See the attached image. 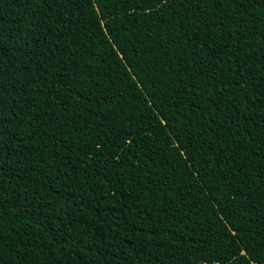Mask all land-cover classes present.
Listing matches in <instances>:
<instances>
[{"label":"trees","instance_id":"1","mask_svg":"<svg viewBox=\"0 0 264 264\" xmlns=\"http://www.w3.org/2000/svg\"><path fill=\"white\" fill-rule=\"evenodd\" d=\"M0 264H264V0H0Z\"/></svg>","mask_w":264,"mask_h":264}]
</instances>
